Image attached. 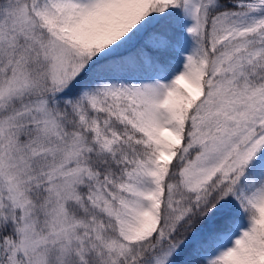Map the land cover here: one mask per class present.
<instances>
[{"label":"snow or ice","instance_id":"1","mask_svg":"<svg viewBox=\"0 0 264 264\" xmlns=\"http://www.w3.org/2000/svg\"><path fill=\"white\" fill-rule=\"evenodd\" d=\"M0 264H264V0H0Z\"/></svg>","mask_w":264,"mask_h":264}]
</instances>
